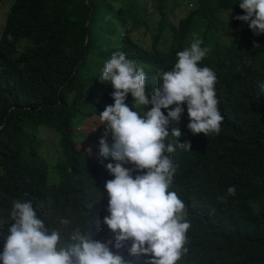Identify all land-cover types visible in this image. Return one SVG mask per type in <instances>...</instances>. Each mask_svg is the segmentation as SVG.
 Segmentation results:
<instances>
[{
	"label": "trees",
	"instance_id": "trees-1",
	"mask_svg": "<svg viewBox=\"0 0 264 264\" xmlns=\"http://www.w3.org/2000/svg\"><path fill=\"white\" fill-rule=\"evenodd\" d=\"M239 3L15 0L0 40V254L20 200L30 201L62 242L76 228L92 230L94 240L112 241L111 250L131 264H147L149 256L130 252L131 240L117 250L103 222L110 215L105 184L114 179L106 166L116 161L79 143L105 135L99 114L114 104V89L99 77L112 54L123 52L143 69L150 93L199 37L210 49L199 66L216 74L224 119L218 134H194L185 103L180 123L169 122V132L179 127V142L191 144L170 154L177 166L170 190L186 204L191 225L178 264H264V34L235 19L246 14ZM182 8L188 15L179 19ZM125 102L135 110L131 94ZM91 119L101 133L78 131ZM41 128L59 134L52 158L41 150ZM176 142L171 135L166 141ZM124 167L134 169L133 178L144 174ZM231 186L235 196L227 194Z\"/></svg>",
	"mask_w": 264,
	"mask_h": 264
},
{
	"label": "clouds",
	"instance_id": "clouds-1",
	"mask_svg": "<svg viewBox=\"0 0 264 264\" xmlns=\"http://www.w3.org/2000/svg\"><path fill=\"white\" fill-rule=\"evenodd\" d=\"M239 8L246 14L235 19L248 23L256 35L264 34V0H240ZM202 44L194 37L190 46L179 51L171 70L160 74V87L150 93L146 91L145 72L123 52L111 55L99 77L101 83L114 89V104L99 114L105 125V135L99 140L100 155L116 161L106 166L114 179L105 184L110 215L103 222L115 234L117 250L131 240L130 252L149 256L147 264H178L187 251L191 226L186 204L170 190L177 171L170 154L177 147L190 151L191 144L179 142V127L169 132L170 120L180 123L185 103L188 128L194 134H218L224 119L216 97V74L199 66L210 51ZM129 94L135 110L125 102ZM149 105L150 110L145 111ZM162 109H168L167 115ZM170 135L177 138L175 145L166 143ZM128 163L144 174L133 178L134 169L124 167ZM227 194L235 196V186L229 187ZM9 218L14 223L0 254L2 264H131L111 250L112 241L94 240L92 230L76 228L62 242L59 230L50 231L30 201H14ZM4 223L0 220V227ZM59 223L67 226L69 220Z\"/></svg>",
	"mask_w": 264,
	"mask_h": 264
},
{
	"label": "rangeland",
	"instance_id": "rangeland-1",
	"mask_svg": "<svg viewBox=\"0 0 264 264\" xmlns=\"http://www.w3.org/2000/svg\"><path fill=\"white\" fill-rule=\"evenodd\" d=\"M15 0H1L0 1V40L2 38V34L6 28L8 18L11 12V6L14 4ZM176 14L179 16L178 18L185 17V15H188V10L186 9H177ZM230 16H233L232 13H230ZM177 19V20H179ZM174 20V19H173ZM229 22V19H227L226 23ZM242 25L245 22H241ZM78 131H85L89 135L94 136L99 133H101V130L99 129L98 122L94 121V119L88 120L85 125L81 127ZM40 137L43 139L44 143L42 144L41 150L49 154L50 158H52L55 155V151L57 149L58 145V138L59 134H57L54 130L51 129H45L43 128L40 134ZM108 142L110 143V138L107 137ZM80 147L82 146L86 149H89L91 152H100V145L99 141L90 142V141H81Z\"/></svg>",
	"mask_w": 264,
	"mask_h": 264
}]
</instances>
